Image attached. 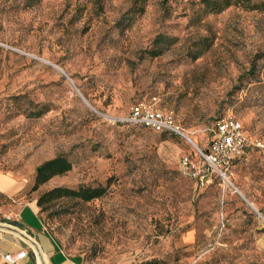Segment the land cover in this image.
<instances>
[{
    "label": "rangeland",
    "instance_id": "rangeland-1",
    "mask_svg": "<svg viewBox=\"0 0 264 264\" xmlns=\"http://www.w3.org/2000/svg\"><path fill=\"white\" fill-rule=\"evenodd\" d=\"M151 95L195 145L125 119ZM227 115L264 139V0H0V171L30 199L97 189L37 204L83 264L264 263V154L202 186L180 162ZM59 155L71 168L36 185Z\"/></svg>",
    "mask_w": 264,
    "mask_h": 264
},
{
    "label": "built area",
    "instance_id": "built-area-1",
    "mask_svg": "<svg viewBox=\"0 0 264 264\" xmlns=\"http://www.w3.org/2000/svg\"><path fill=\"white\" fill-rule=\"evenodd\" d=\"M157 95L135 102L126 120L132 124L143 125L155 132H168L184 135L183 128L177 122L174 114L160 106ZM197 147L199 160L195 162L190 156H182L180 162L183 172L194 178L202 186L216 173L221 178L226 177L235 158L244 154L248 148H254L264 154V139L252 137L246 131L243 123L232 115L223 116L215 122L212 140L206 149ZM25 235H30L22 230ZM27 255L25 250L16 253H3L0 257L3 263L18 264Z\"/></svg>",
    "mask_w": 264,
    "mask_h": 264
},
{
    "label": "crops",
    "instance_id": "crops-1",
    "mask_svg": "<svg viewBox=\"0 0 264 264\" xmlns=\"http://www.w3.org/2000/svg\"><path fill=\"white\" fill-rule=\"evenodd\" d=\"M25 179L0 171V221H9L25 230L37 243L39 251L23 235L0 227V248L3 253L25 250L27 255L18 264H83L79 256L67 255L47 231L39 213L37 199H30ZM0 264L3 259L0 257Z\"/></svg>",
    "mask_w": 264,
    "mask_h": 264
},
{
    "label": "trees",
    "instance_id": "trees-1",
    "mask_svg": "<svg viewBox=\"0 0 264 264\" xmlns=\"http://www.w3.org/2000/svg\"><path fill=\"white\" fill-rule=\"evenodd\" d=\"M238 1L239 0H201V2L204 3L206 7H210L212 8L213 11H216V12H219L223 10L224 8L231 6L232 4L237 3ZM246 1L250 2L251 0H246ZM157 54L158 53H155L154 55L156 56ZM159 133L172 134L168 132H159ZM237 158H235L234 161ZM70 168H71V163L62 155L46 160L36 167L35 183L36 185L42 184L48 181L53 176L62 174L63 172L68 171ZM98 194L99 193H97V189L90 188V187L80 188V189L75 190V189H69V188L62 187V186H57L45 192L44 194H42L37 199V204L41 205L44 202H47L49 200L56 199L59 197H63V196H73V197L81 198L84 200H88L92 197L98 196ZM3 264H6V263H3ZM149 264H153V263H149ZM250 264H264V263L253 262Z\"/></svg>",
    "mask_w": 264,
    "mask_h": 264
},
{
    "label": "water",
    "instance_id": "water-1",
    "mask_svg": "<svg viewBox=\"0 0 264 264\" xmlns=\"http://www.w3.org/2000/svg\"><path fill=\"white\" fill-rule=\"evenodd\" d=\"M58 69H60L63 73H65V71L63 69H61L60 67L56 66ZM69 79L72 81V79L69 77ZM77 91L80 93V95L83 97V95L81 94L80 90L78 88H76ZM83 99L88 103L87 99H85V97H83ZM89 104V103H88ZM90 105V104H89ZM91 106V105H90ZM92 107V106H91ZM0 227L6 230H11V231H15L16 233L23 235L24 237H26L31 243L32 245L35 247V249L37 251H39V247L37 245V243L31 238L30 235H25L23 233V231L19 228H17V226H15L13 223L9 222V221H0Z\"/></svg>",
    "mask_w": 264,
    "mask_h": 264
},
{
    "label": "bare ground",
    "instance_id": "bare-ground-1",
    "mask_svg": "<svg viewBox=\"0 0 264 264\" xmlns=\"http://www.w3.org/2000/svg\"><path fill=\"white\" fill-rule=\"evenodd\" d=\"M184 136H185V138L191 143V144H193V145H195V143L192 141V139L189 137V136H187V134H186V132L184 131ZM239 192V191H238ZM248 204L251 206V207H253V204L252 203H250L249 201H248ZM253 209H255V208H253ZM255 211H257V210H255ZM258 212V211H257ZM258 214L260 215V217H262L263 218V220H264V217H263V215H261L259 212H258ZM42 264H43V262H41Z\"/></svg>",
    "mask_w": 264,
    "mask_h": 264
}]
</instances>
